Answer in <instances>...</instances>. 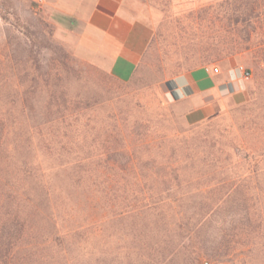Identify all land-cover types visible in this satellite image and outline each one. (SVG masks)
<instances>
[{"label": "rangeland", "instance_id": "1", "mask_svg": "<svg viewBox=\"0 0 264 264\" xmlns=\"http://www.w3.org/2000/svg\"><path fill=\"white\" fill-rule=\"evenodd\" d=\"M57 5L0 0L13 264H264V24L226 28L231 0H123L153 29L123 82ZM238 65L252 72L241 89L190 117L175 80L206 66L226 80Z\"/></svg>", "mask_w": 264, "mask_h": 264}, {"label": "crops", "instance_id": "2", "mask_svg": "<svg viewBox=\"0 0 264 264\" xmlns=\"http://www.w3.org/2000/svg\"><path fill=\"white\" fill-rule=\"evenodd\" d=\"M57 4L83 30L80 42L92 62L119 81L131 80L151 41L152 27L128 17L123 0H57ZM205 73L195 70L175 80L177 95L190 106V117L204 116L212 101L228 89H241L234 71L228 72L226 80Z\"/></svg>", "mask_w": 264, "mask_h": 264}, {"label": "trees", "instance_id": "3", "mask_svg": "<svg viewBox=\"0 0 264 264\" xmlns=\"http://www.w3.org/2000/svg\"><path fill=\"white\" fill-rule=\"evenodd\" d=\"M231 2L235 7V14L229 17V24L226 28L239 30L240 26H245L248 28L246 30H256L258 24H264V0H231ZM248 39H250L249 35ZM23 172L26 175H33V171L28 167L27 162H24ZM7 184L0 183V196L3 195V187H7ZM11 206V202L6 204L8 210ZM2 215H4V220L0 221V228H2L0 229V264H13L15 242L21 236L20 233L22 234L23 228L21 229L17 218L11 220L10 212ZM7 220L9 223H4V225L3 222ZM7 226H9V232L7 231L8 234L5 235Z\"/></svg>", "mask_w": 264, "mask_h": 264}, {"label": "built area", "instance_id": "4", "mask_svg": "<svg viewBox=\"0 0 264 264\" xmlns=\"http://www.w3.org/2000/svg\"><path fill=\"white\" fill-rule=\"evenodd\" d=\"M36 2L38 5H42L44 3V0H36ZM204 71L208 74H214V75H219L221 73L220 68L217 66H206L204 68ZM231 71H234L239 82H244L252 77L251 70L243 65H238L234 69L230 70V72ZM228 92H230L229 89Z\"/></svg>", "mask_w": 264, "mask_h": 264}]
</instances>
